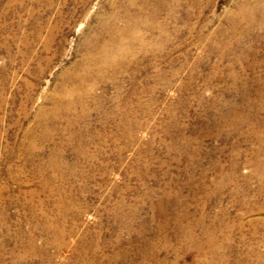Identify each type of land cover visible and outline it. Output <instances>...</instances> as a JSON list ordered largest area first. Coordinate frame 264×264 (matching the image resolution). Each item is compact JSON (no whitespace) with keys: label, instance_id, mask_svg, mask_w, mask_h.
I'll return each instance as SVG.
<instances>
[{"label":"rangeland","instance_id":"374dc122","mask_svg":"<svg viewBox=\"0 0 264 264\" xmlns=\"http://www.w3.org/2000/svg\"><path fill=\"white\" fill-rule=\"evenodd\" d=\"M0 264H264V0H0Z\"/></svg>","mask_w":264,"mask_h":264},{"label":"bare ground","instance_id":"6f19581e","mask_svg":"<svg viewBox=\"0 0 264 264\" xmlns=\"http://www.w3.org/2000/svg\"><path fill=\"white\" fill-rule=\"evenodd\" d=\"M116 32V31H115ZM111 43V42H110ZM113 43H114V41H113ZM110 47V46H109ZM108 48V47H107ZM106 49V48H105ZM108 50H110V49H108ZM99 51V50H98ZM102 52H105V51H102ZM119 53V52H118ZM99 58V57H98ZM102 58H104L103 59V61L105 60V61H107L108 62V58H107V55H103V57ZM114 58V57H113ZM96 60V59H95ZM99 61V60H98ZM102 61V60H101ZM104 64V63H103ZM112 64V63H111ZM100 66V65H99ZM101 67V66H100Z\"/></svg>","mask_w":264,"mask_h":264}]
</instances>
